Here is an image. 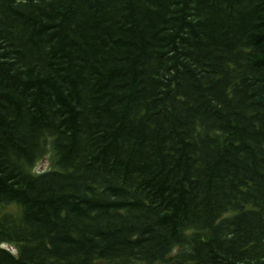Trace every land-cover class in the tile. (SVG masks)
<instances>
[{
  "label": "trees",
  "instance_id": "obj_1",
  "mask_svg": "<svg viewBox=\"0 0 264 264\" xmlns=\"http://www.w3.org/2000/svg\"><path fill=\"white\" fill-rule=\"evenodd\" d=\"M0 264H264V0H0Z\"/></svg>",
  "mask_w": 264,
  "mask_h": 264
},
{
  "label": "rangeland",
  "instance_id": "obj_2",
  "mask_svg": "<svg viewBox=\"0 0 264 264\" xmlns=\"http://www.w3.org/2000/svg\"><path fill=\"white\" fill-rule=\"evenodd\" d=\"M48 167H50V159H49V154L47 153L35 162L33 170L41 171V170H44ZM7 208L12 209V208H14V206L9 205V206L5 207V209H7ZM9 248H11L12 251H15V249L13 247L10 246Z\"/></svg>",
  "mask_w": 264,
  "mask_h": 264
}]
</instances>
